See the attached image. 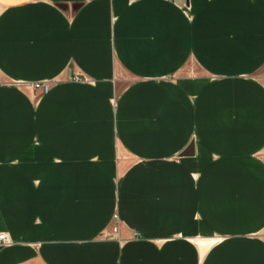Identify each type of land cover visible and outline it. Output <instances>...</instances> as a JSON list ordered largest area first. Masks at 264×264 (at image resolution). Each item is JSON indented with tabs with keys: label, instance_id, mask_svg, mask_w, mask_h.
<instances>
[{
	"label": "crops",
	"instance_id": "obj_1",
	"mask_svg": "<svg viewBox=\"0 0 264 264\" xmlns=\"http://www.w3.org/2000/svg\"><path fill=\"white\" fill-rule=\"evenodd\" d=\"M263 66L264 0H0V264H264Z\"/></svg>",
	"mask_w": 264,
	"mask_h": 264
},
{
	"label": "built area",
	"instance_id": "obj_2",
	"mask_svg": "<svg viewBox=\"0 0 264 264\" xmlns=\"http://www.w3.org/2000/svg\"><path fill=\"white\" fill-rule=\"evenodd\" d=\"M262 72L264 74V66L262 68ZM29 85L33 90H39L42 93H45L48 90V82L45 80L34 81V82L30 83ZM111 220L113 222V225L110 228V232L115 233L116 223L118 220L116 213L112 214ZM135 235L136 234L133 232V236H135ZM102 236L106 237V238L111 237L110 234H102ZM8 244H9V239H8L7 235L5 234V232H0V247L8 245Z\"/></svg>",
	"mask_w": 264,
	"mask_h": 264
},
{
	"label": "rangeland",
	"instance_id": "obj_3",
	"mask_svg": "<svg viewBox=\"0 0 264 264\" xmlns=\"http://www.w3.org/2000/svg\"><path fill=\"white\" fill-rule=\"evenodd\" d=\"M181 12L183 15H185L186 17H189V8L187 5H184L181 7ZM262 234H264V230H262Z\"/></svg>",
	"mask_w": 264,
	"mask_h": 264
}]
</instances>
